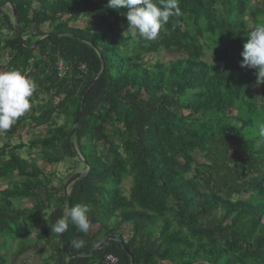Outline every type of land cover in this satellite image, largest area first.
I'll return each mask as SVG.
<instances>
[{"label":"trees","instance_id":"obj_1","mask_svg":"<svg viewBox=\"0 0 264 264\" xmlns=\"http://www.w3.org/2000/svg\"><path fill=\"white\" fill-rule=\"evenodd\" d=\"M253 3L179 0L181 14L146 41L131 36L127 10L108 0H0L10 5L0 9L5 68L38 85L30 110L2 132L12 140L22 129L45 131L0 147V183L8 184L0 264H18L41 244L43 264H109L108 256L118 264H264V83L259 97L257 70L241 67L248 34L264 23V0ZM83 18L88 25L75 28ZM162 53L171 61H144ZM60 60L65 79L57 78ZM39 159L73 172L55 185ZM76 174L85 176L66 192ZM77 203L89 207L86 234L67 222ZM61 217L62 242L51 231ZM108 237L118 240L87 255ZM74 239L85 243L76 248Z\"/></svg>","mask_w":264,"mask_h":264},{"label":"clouds","instance_id":"obj_2","mask_svg":"<svg viewBox=\"0 0 264 264\" xmlns=\"http://www.w3.org/2000/svg\"><path fill=\"white\" fill-rule=\"evenodd\" d=\"M108 7L125 8L124 15L128 21L127 31L132 37H140L146 41H154L172 16H179L181 9L179 0H108ZM243 45L241 67L257 70V83H264V23H260L248 34ZM38 85L18 69L0 72V131L9 130L20 117L31 108L30 100ZM259 135L264 136V121L258 122ZM89 207L77 203L66 210L68 221L72 222L81 233H87L91 224ZM68 228L65 218L57 219L53 225L58 234ZM74 247L80 248L84 240L72 241Z\"/></svg>","mask_w":264,"mask_h":264},{"label":"rangeland","instance_id":"obj_3","mask_svg":"<svg viewBox=\"0 0 264 264\" xmlns=\"http://www.w3.org/2000/svg\"><path fill=\"white\" fill-rule=\"evenodd\" d=\"M258 1L259 0H254L253 4H257ZM9 8H10V5H7L5 7V9L7 10L8 13H10L9 12ZM88 21H89L88 18H83L78 23H76L74 27L75 28L84 29L88 25ZM1 46L2 45L0 44V48H1ZM171 59H172V57L162 53L159 56H152V57L146 58L144 61L147 62V63H150V64H153L156 61H161L163 63H168V62L171 61ZM7 61H8V58H7L6 53H3L0 50V72L8 71L5 68V66L7 64ZM260 85L261 84L259 83V85L254 89L256 95L259 96V97H261V93L263 92V89L260 87ZM43 98H45V97H43ZM123 112H124V110H123ZM62 123H63V119L61 118L59 120V124H62ZM43 132H45V131H42L41 129H38V130H36L34 132H32L30 130H27V129H24V130L22 129V130L19 131V133L17 135V138H14L12 140H7L5 138L4 133L2 131H0V147L4 146L7 143H10L13 146L21 144V143L27 144L33 136H35L37 134H41ZM21 155H22V157L26 158L25 151H22ZM38 155H39V152L36 151L34 156L37 157ZM38 165H39V167L45 169L48 174H53L54 175L53 182H54L55 185L59 184V183H65V181L68 178V176H70L72 174V172H73L70 169V166L67 165V164H60V165H55V166H47L46 163L43 162V160L39 159L38 160ZM77 168H78V173H83V167L78 166ZM7 187H8L7 183H0V193L3 190H5ZM129 188H130V182L127 181V182H125L123 184V190H124L126 195L129 192ZM13 203H14V206L17 209L24 210V209H31L32 208V203H30L29 201H22V202L16 201V202H13ZM220 216H222V214ZM46 217H47L46 215H43L44 219ZM130 231H131V227H124V230H123V233H122L124 238L128 239ZM32 239H34V235L29 236L25 240L31 241ZM1 243H2V241H1ZM18 245H19V241H15L12 244V247L10 248L9 251L11 253H13L15 250H17ZM44 248L45 247H44L43 244L39 245V247L36 250L30 251L28 254H26L25 256L20 258V260L18 261V264H43L44 259L49 255L47 251H45L43 253L41 252V250L44 249ZM3 254H5V252H3ZM8 261H10V258H8Z\"/></svg>","mask_w":264,"mask_h":264},{"label":"water","instance_id":"obj_4","mask_svg":"<svg viewBox=\"0 0 264 264\" xmlns=\"http://www.w3.org/2000/svg\"><path fill=\"white\" fill-rule=\"evenodd\" d=\"M7 5H9V4H3V5H1V6H0V9L5 8ZM15 28H16V35H17V38L20 40V42H21V44H22L23 41H22V38H21V36H20L19 27H18L16 21H15ZM37 44H38V43H36L35 46H36ZM103 70H104V68H103ZM95 82H96V80H94V81L90 84L89 88H90L92 85H94ZM89 88L87 89V91L89 90ZM84 96H85V95H84ZM84 96H83L82 104H83V101H84ZM80 116H81V112H80V114H79L78 117H77L76 123H75V125H74L73 131H72V134H71L70 137H72L73 133H74L75 130H76V127H77V124H78V121H79ZM84 176H85V174H76V175H74V176H73V177L67 182V184H66V186H65V190H66V192L69 191L70 187H71V186H72L77 180H79L80 178H82V177H84ZM68 202L70 203V200H68ZM69 208H70V207H69ZM67 222H68V219H67ZM64 233H65V232H64ZM64 233H62V235H61L60 242L63 241ZM112 240H113V241H117L118 239H117V238H113V237H108L106 240H104L103 242H101L96 248H94V250H93L92 252H90V253L87 254V255H89V256L93 255L95 252L99 251L102 247H104L107 243H109V242L112 241ZM122 246H123L125 252L129 255V252H128V250L126 249V247L124 246L123 243H122ZM63 250L67 253V250H66L65 248H63ZM71 257H73V256H71Z\"/></svg>","mask_w":264,"mask_h":264},{"label":"built area","instance_id":"obj_5","mask_svg":"<svg viewBox=\"0 0 264 264\" xmlns=\"http://www.w3.org/2000/svg\"><path fill=\"white\" fill-rule=\"evenodd\" d=\"M56 67H57V78L58 79H65L67 74H68V72H69V68L65 65V63L62 60H60L57 63ZM80 71H81V73L85 74L86 73V67L85 66H81L80 67ZM106 261L109 264H118V260L114 256H108Z\"/></svg>","mask_w":264,"mask_h":264}]
</instances>
